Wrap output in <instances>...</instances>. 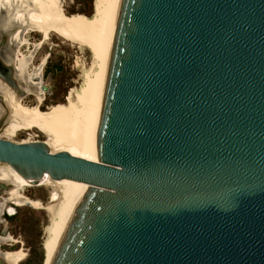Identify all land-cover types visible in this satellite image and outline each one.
<instances>
[{
    "label": "water",
    "instance_id": "water-1",
    "mask_svg": "<svg viewBox=\"0 0 264 264\" xmlns=\"http://www.w3.org/2000/svg\"><path fill=\"white\" fill-rule=\"evenodd\" d=\"M31 12L0 0V79L20 96L3 50ZM91 159L0 138L32 184L90 186L63 203L46 264H264V0H113Z\"/></svg>",
    "mask_w": 264,
    "mask_h": 264
},
{
    "label": "bare ground",
    "instance_id": "bare-ground-1",
    "mask_svg": "<svg viewBox=\"0 0 264 264\" xmlns=\"http://www.w3.org/2000/svg\"><path fill=\"white\" fill-rule=\"evenodd\" d=\"M34 1L37 12L28 14L31 25L25 28H18L9 36L13 45H15L11 46L12 48L14 47L13 51L26 44L24 35L28 29H30L33 30V32H38L44 40H47L49 35L53 34L67 42L87 49L93 58L92 68L85 77L79 90L69 95L66 106H56L52 110H48V112L40 111L39 107L28 109L22 106V104H20V93L0 79V91L5 90L11 94L10 102L13 107L6 113L4 118L0 120V131L14 134L21 130L30 131L37 129L48 137L47 142L44 143L50 148L51 153H53L52 147H60L62 150L57 152H67L78 158L98 162L91 159L94 94L100 60L111 25L113 0H97L94 4V15L90 20L67 16L55 0ZM3 2L9 3L10 0H3ZM11 49H6V51L9 50L7 52H11V57L10 55L6 56L4 61L14 67V78L22 90L20 80H22L21 73L24 72V70L22 69L21 72V69L18 67L16 59L17 51L13 53ZM32 80L38 81L39 78L34 77ZM4 101L7 100L0 99L1 106H4ZM40 102L41 101L38 100V103ZM2 109H0V115L2 114ZM10 115L12 118L8 120V122H5V117H9ZM7 166L10 167L9 165ZM13 172L14 173L9 172V174L0 172L1 184L4 186H8L9 184L16 186L0 196V219L4 213L8 216H12L16 213V209L14 208L15 205L13 206L12 204H17L16 206H18L25 202L27 206L33 207L31 203L26 201L24 196L19 195L18 188L32 186L40 187L42 185L53 187L49 196V203L45 207L50 215L49 225L44 228L43 239V249L45 251L44 264H46L51 236L63 203L75 184L86 187L90 186L85 183L67 179L53 180L47 174L44 175L37 184H32L30 181L22 178L14 169ZM4 195H7V197H4ZM33 204L36 207H41L42 205L40 202H33ZM2 255L6 257L7 264H17L23 257L22 253L19 251Z\"/></svg>",
    "mask_w": 264,
    "mask_h": 264
},
{
    "label": "rangeland",
    "instance_id": "rangeland-1",
    "mask_svg": "<svg viewBox=\"0 0 264 264\" xmlns=\"http://www.w3.org/2000/svg\"><path fill=\"white\" fill-rule=\"evenodd\" d=\"M55 1L67 16L84 20H90L93 17L94 4L97 2V0ZM29 30L24 35L26 44L16 50L18 67L24 70V72H20L22 76L20 85L22 90L27 92L21 96L20 104L28 109L39 107L42 112H48L56 106L65 107L69 95L79 90L85 77L89 74L92 68V55L87 49L53 34L44 40L38 32ZM6 49L3 50V57L11 53ZM34 77H38L39 80H32ZM42 86L47 88L46 92L41 89ZM10 96L11 94L7 91H0V99L7 100L4 101V106L0 105V109L3 108L0 120L13 108ZM38 100L41 102L38 103ZM11 118V115L6 116L5 122ZM0 138L16 143L47 142L48 140V137L37 129L21 130L14 134L0 131ZM52 150L53 153H57L62 149L52 147ZM8 171L14 173L11 167L0 164V172L9 174ZM52 190L53 187L45 185L18 188L19 195L24 196L33 207L27 206L25 202L18 206L12 204L15 205L16 213L12 216L4 213L1 216L0 253L21 252L23 257L17 264H44L45 262L44 228L49 225L50 218L45 207L49 203ZM33 202H40L42 205L36 207Z\"/></svg>",
    "mask_w": 264,
    "mask_h": 264
},
{
    "label": "flooded vegetation",
    "instance_id": "flooded-vegetation-1",
    "mask_svg": "<svg viewBox=\"0 0 264 264\" xmlns=\"http://www.w3.org/2000/svg\"><path fill=\"white\" fill-rule=\"evenodd\" d=\"M11 46H15V45H10V46H8V47H11ZM8 47H6V48H8ZM6 48H5V49H6ZM15 48H16V47H15ZM16 50H18V48L14 49L13 53L16 52ZM5 58H6V56L4 57V59H5ZM19 72H20V71H19ZM21 72H22V70H21Z\"/></svg>",
    "mask_w": 264,
    "mask_h": 264
}]
</instances>
